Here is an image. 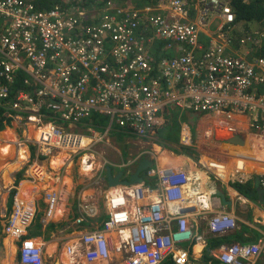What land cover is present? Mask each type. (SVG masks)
I'll use <instances>...</instances> for the list:
<instances>
[{
	"label": "built area",
	"instance_id": "built-area-1",
	"mask_svg": "<svg viewBox=\"0 0 264 264\" xmlns=\"http://www.w3.org/2000/svg\"><path fill=\"white\" fill-rule=\"evenodd\" d=\"M106 1V11L117 12L113 0ZM233 1L158 0L137 11L119 9L123 19L103 15L102 23L88 25L86 18L99 13L88 12L86 0H67L50 11L24 0H0V106L16 112L9 115L20 122L25 103L36 99V106L49 97L59 101L52 109L69 126L39 124L35 146L46 155L93 152L117 126L145 136L160 125L159 114L169 103L181 112L213 118L218 129L234 138L246 135L264 155V28L234 35ZM157 41L176 55L152 59ZM24 74L21 88L31 81L44 88L36 98L20 90L10 100L15 78ZM93 114L108 119L102 135L81 130ZM213 130L205 132L208 141ZM190 133L185 125L184 146H192ZM211 167L225 171L216 162ZM151 174L158 175L156 191L146 185L121 191L111 199L103 230L82 235L87 264H163L168 259L186 264L189 253L181 250L183 244H205L206 234L227 236L241 229L232 213L218 210L214 198L197 189L188 203L209 217L207 231L195 234L192 216L182 213L187 198L181 190L192 184L189 173L165 169ZM236 174L243 183L244 165L231 176ZM260 184L264 188V175ZM47 197L56 203L55 195ZM13 208L6 234L22 242L20 264H44L42 248L23 240L35 210L16 199ZM84 213L93 217L97 211ZM263 250L264 240H259L224 245L211 255L224 264H257ZM68 253L76 252L68 247ZM113 255L120 259L112 261Z\"/></svg>",
	"mask_w": 264,
	"mask_h": 264
},
{
	"label": "crops",
	"instance_id": "crops-1",
	"mask_svg": "<svg viewBox=\"0 0 264 264\" xmlns=\"http://www.w3.org/2000/svg\"><path fill=\"white\" fill-rule=\"evenodd\" d=\"M234 34L241 35L236 32ZM167 110L164 126L168 130H172L178 111L175 110L173 104L168 105ZM199 118L202 121L205 120V118L202 119V116L195 117L196 120ZM184 125L186 123H179V133ZM189 128L191 127L189 126ZM201 128H204L202 122ZM28 130L21 133L17 127L10 126L0 132L2 137H0V264H20L18 260L20 241L5 234L7 222L11 213L14 212L15 199L23 204L29 203V206L36 212L37 219L26 232L43 249L44 264H87L84 258L87 247L81 242L80 236L82 233L103 227L109 212V201L119 190V188L109 187L108 167L111 168L113 177L123 172V177L129 179L144 159L153 161L154 166L171 165L169 169L187 171L192 184L181 190L184 197H187L190 190H197L202 185L201 182H203L204 193H207L206 188L210 192L208 184L216 189V194L219 191L225 193L228 204H223L217 195L213 197V201L218 203L219 210L232 213L239 220L242 228L228 237L227 244L229 242L251 244L256 243L257 240H264V199L259 188V176L264 175V155L259 153L260 150L256 144H253V150L249 149L244 142L242 145H238L241 140L234 141V136L227 133L230 135L228 141L231 144L220 145L222 147L218 149L221 154H225L223 158L232 162L229 164L228 161H225L227 170L220 172L224 176L234 171L235 161L238 157H242L246 161L248 182L241 185L236 184L235 181L227 180L219 172L209 170L206 161H198L196 154L190 152V156L185 155L184 151L186 150L178 148V143L172 145V147H177L176 153L173 150L169 151L170 148L166 147L169 152L163 157H159V152L165 153L166 151L156 143L149 145V142L142 143L139 140L135 141L140 144L138 149L128 150L126 143L131 136L121 137L118 136L121 134L120 132L114 131L108 136L109 145L104 144L97 147L101 151L97 155L98 157L95 154H89L75 159L71 155L58 152L50 155L39 152L35 147L39 131L34 125ZM203 131L204 129L197 131L194 143L190 146L195 152L201 151L204 144L207 146L208 142L205 143V141L208 138ZM193 134L191 135L192 139ZM18 142L20 143L17 144ZM117 142L121 144L118 145ZM147 172L148 169L143 175ZM100 175L103 179L101 182L98 180ZM149 180V183L154 185V179ZM80 182L83 183L80 184ZM87 183L91 186H87ZM233 185H236V188ZM249 187L253 189V192L249 190ZM239 188H242V191ZM55 194L59 198V204L54 216L44 222L46 197ZM173 194L174 191L170 190L169 195ZM77 203L82 207V211H87L90 208L97 211L95 216L85 218V224L81 227L75 223V218H81V211L77 210ZM188 209V207H182L184 212H187ZM189 213L194 217L192 223L197 227L196 233H202L204 227L201 215L194 211L192 205ZM212 239L215 238L207 239L206 246L186 244L180 247L181 250L190 252L187 255L186 264H211V260H204V255L208 248L215 244ZM214 242L217 240L215 239ZM68 246H71L76 253L69 255ZM197 248H199V252L195 251ZM118 259L120 256H112V261L117 262ZM171 260L177 264L174 259ZM257 264H264V251Z\"/></svg>",
	"mask_w": 264,
	"mask_h": 264
},
{
	"label": "clouds",
	"instance_id": "clouds-1",
	"mask_svg": "<svg viewBox=\"0 0 264 264\" xmlns=\"http://www.w3.org/2000/svg\"><path fill=\"white\" fill-rule=\"evenodd\" d=\"M24 1H26V2H29V3H32L34 6H35V8L37 9V7H36V5L34 4V1H30V0H24ZM54 1V0H53ZM59 1H60V3H59ZM59 1H56L57 2V4H55L51 9H42V10H39V9H37V10H39V11H50V10H52L53 8H55L57 5H65V2L67 1V0H59ZM88 1H93V4H89L88 3ZM158 1V0H157ZM234 2V1H233ZM157 3V2H156ZM156 3H151V4H148V5H152V6H156L155 4ZM95 5H100V3L97 1V0H86V3H84V5L83 6H86V10L88 11V12H90L91 10H95L94 12H97V13H99V11H97L96 9H95ZM104 4L102 3V6H103ZM145 6H147V5H145ZM145 6L143 7V8H145ZM101 6H99V8H100ZM143 8H141V9H143ZM131 9V7H128V8H126V9H124L125 11L126 10H130ZM140 10V9H139ZM91 13V12H90ZM124 15V14H123ZM125 16V15H124ZM254 23H257V22H254ZM1 24H2V21L0 20V26H1ZM251 23H248V22H243V21H240V22H238L237 21V16H236V25H237V27H236V29L240 26V25H244V32H246V31H249L250 29H249V25H250ZM257 24H259L260 25V28H258L257 30H259V29H261L263 26H262V24H260V23H257ZM264 28V27H263ZM0 29H1V27H0ZM235 32H236V30H235ZM235 35V34H234ZM242 35V34H241ZM237 36H240V35H237ZM160 44H161V42H160ZM164 44V43H163ZM165 45V44H164ZM163 50L164 51H166V52H169V54H171L172 56H168L167 55V57H163V58H160L159 60H156V58H155V56H154V52H156V47L154 46L153 47V50H152V52H151V55H153L154 56V59L156 60V61H160V60H162V59H164V58H171V57H173V56H175L176 55V53H174L173 51L174 50H172V49H169V48H167V46L165 45V46H163ZM26 81V80H25ZM33 83H34V85H33ZM33 83H32V81L29 83V84H27L25 87H23V88H21V86L20 87H18V89L17 88H13V87H11V94H10V100H13L14 99V96H15V94L18 92V91H20V90H22V92H24V93H27V95H31V96H33L34 98H36V91H38V90H40V89H43L44 87H43V85L42 84H39V83H36L35 81H33ZM22 85V84H21ZM17 87V86H16ZM9 100V101H10ZM34 100V102L36 101V99H33ZM34 102H28V103H25L24 104V106H23V111L22 112H20L19 114L22 116V120L20 121V122H17V121H15V119H14V116H15V114H16V112H14V111H8L6 108H3V107H1L0 106V108L1 109H3V110H5L6 111V113H5V115L4 116H6L7 117V119H9L10 120V123H8V122H5V127H4V129L3 130H5L7 127H10V126H14V127H17L18 128V130H20V132L21 133H25L26 131H28V130H26L25 129V127H31L32 125H39V124H42L44 127H46V126H48V124H49V122H54V121H56V123L58 124L57 126H59V124H60V126H64V127H68L69 126V122H67V121H65L64 119H61L60 121H59V118H61V115H60V113H59V110L56 112V111H54L53 109H52V105L53 104H55V103H59V101H57L56 99H53V98H51V97H49L48 99H46V100H44L43 102H42V104H39V102L37 103V105L35 106L34 105ZM169 106L171 105L170 103L168 104ZM168 105H166V107H164L163 108V110L160 112V114H159V122H160V125L159 126H157L154 130H153V132L152 131H150V133L148 132L147 133V135H145V136H138V135H136V134H131V133H129V131L127 130V129H124V128H121V127H115L112 131H110L109 133H108V135H107V138H106V141L104 142V143H101V144H96L95 146H94V151L93 152H89V153H84V152H82V153H80V154H77V155H74V154H68V155H71L73 158H75V159H80L81 157H85V156H87V155H93V154H95L96 153V151H97V147L98 146H100V145H104V144H108V136H109V134L110 133H112V132H114V131H116V132H120V133H126V135H128L127 137H129V136H131V138H133V137H136V138H139V139H144V140H146V142H149V145H152V144H155V143H157L156 142V140L158 139V138H160V132L161 131H167L168 129L166 128V126H164V123H165V121H164V117H165V115L167 114V112H168V110H167V107H168ZM174 107H175V110H177V111H180V109H179V107H177L176 105H174ZM187 113H190V112H187ZM9 114H12V115H14V116H10ZM192 114V113H191ZM193 115H196V114H193ZM101 116V117H100ZM103 115H99V114H93V116L92 117H90V118H88V119H85V121L83 122L84 124H86V128H81V130H83L85 133H88L89 131V129H93L96 133H99V134H103L104 133V131H105V128H106V126H107V124H108V119L106 118V117H102ZM197 116H199V117H201L202 116V119L203 118H205V120L206 119H208L209 121H212L213 122V125H214V119L213 118H211V117H204L203 115H197ZM100 119H104L105 121H106V124H105V121H104V123H101V128H100V126L98 125V124H95V122H97V121H100ZM199 119H201V118H199ZM200 121H202V120H200ZM12 122H14L15 124H12ZM194 124V126H190L189 124H186L188 127L190 126V127H192V128H189L190 129V134L192 135L193 134V127H195V123H193ZM183 126V125H182ZM185 126V125H184ZM23 127V128H22ZM210 128H213V127H209V128H206V129H204V128H201V123L198 125V127L197 128H194V131H195V134H193V139H192V137H191V140H192V145H193V143H194V140H195V138H196V136H197V131H199V130H202V129H204V131L206 132L207 130H209ZM38 129V128H37ZM74 129H77V128H75L74 127ZM3 130H1L0 132H2ZM38 135H39V133H40V130L38 129ZM169 131H172V130H169ZM181 131H182V129H181ZM181 131H180V133H179V139H178V148H182V147H188L189 149H193V148H191L190 146L191 145H189V146H184L183 144H181ZM203 131V132H204ZM213 132H214V138L209 142V144L211 145L212 143H214V144H216V145H218V149H220L222 146H224V145H230L231 143L227 140V141H225L224 143H221V144H217V143H215L214 142V140H215V135H216V133H215V130H213ZM170 133H172V132H169L168 134H170ZM38 138V137H37ZM237 139H240L241 140V143H246L247 145H248V148L249 149H252L253 147H252V145L248 142V140H247V136L246 135H242L240 138H234V141L235 140H237ZM150 142H152V143H150ZM20 142H18L17 144H19ZM220 145H222L221 147H220ZM238 145H242V144H238ZM160 146V145H159ZM36 148H37V146H35ZM161 147V146H160ZM166 147H168V148H170V150L169 151H171V150H173L175 153H176V149H177V147H172L170 144H168ZM162 148V147H161ZM38 149V148H37ZM253 150V149H252ZM163 153V151H161V152H159L158 153V156L159 157H163L164 155L162 154ZM197 154V156H198V159H200V153H199V151L198 152H196ZM155 158H157V157H155ZM197 159V160H198ZM145 160V159H144ZM198 161H201V160H198ZM153 162V161H152ZM217 163V164H220V165H223L224 166V168H222V169H225V170H227V166H226V164H225V161H219V160H216V159H210L209 160V162H205L207 165H208V169L209 170H211V171H216L217 173L219 172H223V170H218V169H215V168H212L211 167V163ZM154 163V162H153ZM228 163L229 164H231L232 162L231 161H229L228 160ZM235 167H234V171H231L230 173H228L226 176H224L223 174H221V175H223L227 180H231V181H235V183L236 184H241V185H244V184H246L248 181H247V178H246V175H245V177H244V182L243 183H239L238 181H239V179H238V177H239V174L237 175L236 174V176L235 177H233V176H231V174L232 173H235V171H238V169H239V167H241L242 165H244V172L245 173H247L248 174V171L246 170V161L242 158V157H238L237 158V160L235 161ZM156 165V164H155ZM170 166L171 165H168V166H160V165H157V166H154V164H153V167H151V168H149L148 169V172H147V174H146V176L148 177V179H154V181H155V183H154V185L153 184H150L149 183V181H146L145 179H144V173L146 172V171H144L143 173H142V177H143V179H144V182L143 183H141V184H138V185H135V186H131V187H125V186H118V187H114L115 189H118L119 188V190H117V192L111 197V199L112 198H114L115 196H117V195H119L120 194V192L121 191H126L127 193L129 192L128 190H130V189H133L134 187H136V186H141V185H146V186H149V187H151V189H153L154 191H156V189H158V175L157 174H155V175H153V174H151L152 173V171H159V170H165V169H169L170 168ZM218 170V171H217ZM136 171V170H135ZM260 179H261V176H259V183H260ZM98 180L99 181H101V180H103L102 179V177H101V175L99 176V178H98ZM121 180H128V179H125V177H123ZM201 186L198 188L199 190H201L202 192H203V182H201ZM209 185V187H210V192H208V190H207V188H206V191H207V194H209L212 198L213 197H215L217 194H216V189L213 187V186H211L210 184H208ZM260 185V190H261V192H262V197H263V199H264V188L261 186V184H259ZM206 187V186H205ZM233 187L234 188H236V185H233ZM190 193H191V190L187 193V201H183L184 203V206H183V208H185V207H188L189 209H188V211L187 212H182L183 214H185V215H188V214H190L189 212H190V210H191V204H189L188 203V200H189V196H190ZM204 193V192H203ZM17 194H18V192H17ZM225 194V193H224ZM55 197H56V203L53 205L52 203H50L49 202V200H48V197H46V200H47V205H46V209H45V219H44V222H46L47 220H49V219H51L53 216H54V214H55V210H56V207L58 206V204H59V198L57 197V195L55 194ZM225 197H226V195H225ZM216 198H218V197H216ZM111 199H110V201H109V211H110V202H111ZM226 201H227V199H226ZM78 204L79 203H77V206H78ZM88 205H90V204H88ZM14 206V205H13ZM194 208V211L197 213V207H193ZM80 210L81 211V214H80V216H81V218H83L84 220H83V223L82 224H79L77 221H78V219H80V218H75V223H76V225H84L85 224V218L86 219H88L89 218V216H85V215H82V214H85L84 213V211H82L83 209H82V207L79 205L78 207H77V210ZM221 209V208H220ZM216 210V209H215ZM214 210V211H215ZM219 210V209H218ZM222 210V209H221ZM226 212V211H225ZM13 213V212H12ZM12 213H11V215H12ZM229 213V212H228ZM11 215H10V217H11ZM201 215V217H202V221H203V232H206L207 230H206V219L205 218H207V217H209V213H206V214H204V213H202V214H200ZM95 216V215H94ZM109 218V212H108V214L106 215V219H105V221L107 220ZM192 218H194L193 216L191 217V222L193 221L192 220ZM10 219V218H9ZM36 219H37V215H36V212H35V218L33 219V222L31 223V225H30V227L33 225V223L36 221ZM237 219V218H236ZM104 221V222H105ZM8 222H9V220H8ZM8 222H7V224H8ZM237 223L240 225V222H239V220H237ZM104 224V223H103ZM6 227H7V225H6ZM29 227V228H30ZM104 227V226H103ZM103 227L102 228H98L97 230H93V231H89V232H86V233H82L81 234V236H80V239L82 238V235H84V234H87V233H90V232H94V231H102L103 230ZM240 227H241V225H240ZM28 228V229H29ZM194 228L195 229H197V227L194 225ZM240 230H242V228L240 229ZM28 231V230H27ZM5 234H6V228H5ZM195 234H200V233H196V231H195ZM233 234V233H232ZM232 234H229V235H227V236H219V235H211V234H206V240H205V244H198V245H207V239L209 238V237H212V238H222V237H230V235H232ZM7 235V234H6ZM24 239H32V240H35V239H33V238H31L30 236H28V235H26V237H24L23 238V240ZM116 239H117V237H116ZM22 240V241H23ZM259 241V240H258ZM258 241L256 242V243H258ZM20 244H19V247L21 246V241L19 242ZM256 243H251L250 245H252V244H256ZM231 244H234V243H229V244H224V245H231ZM183 245H186V244H183ZM224 245H222V246H220V247H218V248H216V249H213V250H219L221 247H223ZM68 247H71V246H68ZM68 247H67V252H68ZM182 247V246H181ZM43 250V249H42ZM212 250V251H213ZM211 251V252H212ZM264 251V250H263ZM263 251H262V253L260 254V257L262 256V254H263ZM211 252H210V256L213 258V259H215L216 261H218L220 264H224V263H222V262H220L218 259H216V257H214V256H212L211 255ZM188 253H190L189 252V250H188ZM69 254V253H68ZM260 257H259V259H260ZM43 258H44V251H43ZM18 260H19V257H18ZM169 260V259H168ZM259 261V260H258ZM19 263H20V261H19Z\"/></svg>",
	"mask_w": 264,
	"mask_h": 264
},
{
	"label": "trees",
	"instance_id": "trees-1",
	"mask_svg": "<svg viewBox=\"0 0 264 264\" xmlns=\"http://www.w3.org/2000/svg\"><path fill=\"white\" fill-rule=\"evenodd\" d=\"M99 1L100 5H95V9L97 11H99V14L90 16V18H86L85 23L88 25H98L100 23H102L103 21V15L106 16H110V17H118L123 19L125 18L124 15H120L118 14L119 9L124 10L128 7H131L132 10L137 11L141 8H143L145 5L151 4V3H156L157 0H113L112 4H113V8H115L117 10L114 12L111 11H106V4H104L102 6V2L105 0H97ZM109 0H107L106 2H108ZM60 3V1H59ZM89 4H93V1H88ZM34 4L36 5L37 9L42 10V9H51L55 4H57L56 1L53 0H35ZM99 6H101L99 8ZM233 7H234V11L236 13L237 16V21H243V22H248V23H260L262 24V26L264 27V0H234L233 2ZM163 46H165L163 43L160 44L159 47H157L156 52H154V56L156 58V60H159L160 58L163 57H167V55L170 57L172 56L171 54H169V52L164 51ZM153 55H151V58H154ZM154 65H155V61H154ZM27 78V75H18V77L15 78V82H16V86L15 88L18 89V87L21 86V83L23 81H25ZM13 85H15V83H13ZM6 113L5 110L0 108V131L4 129L5 127V122L10 123V120L7 119L6 116H4ZM104 119H100V121L95 122V124H98L101 128V123H104ZM118 136L121 137H127L126 133H121ZM184 148L186 151H184L185 155L190 156V152L197 154L193 149H189L188 147H182ZM250 183V182H249ZM242 191V188H239ZM249 190L251 192H253V189L251 187H249ZM255 190V189H254ZM76 217H78V215L76 214ZM215 239L217 240V242H214ZM212 239L213 243V247H209L208 250L206 251V254L204 255V260L205 261H209L211 260V264H220L218 261H216L215 259H213L210 256V252L213 249H216L224 244H227L228 237H222V238H215ZM230 240L232 241V239L230 238ZM258 241V240H257ZM256 241V242H257ZM232 243V242H229ZM163 264H175L174 262H172L171 259L166 260Z\"/></svg>",
	"mask_w": 264,
	"mask_h": 264
},
{
	"label": "rangeland",
	"instance_id": "rangeland-1",
	"mask_svg": "<svg viewBox=\"0 0 264 264\" xmlns=\"http://www.w3.org/2000/svg\"><path fill=\"white\" fill-rule=\"evenodd\" d=\"M258 28H260V25L257 24V23H251L249 25V29L251 32H255ZM244 33V25H240L237 29H236V34H243ZM231 34V33H230ZM156 48L160 46V42L157 41L156 44L154 45ZM195 117H197L196 115H193L191 113H186V112H181V111H178V115L174 118V125H173V129L172 131H161L160 132V138H158L156 140V144L157 145H160L163 149H165V153H162L163 155H165L166 153H168L169 151H167L166 149V146L168 144H170L171 146L172 145H175L178 143V137H179V123L181 124H189L190 126H194L193 122L195 123V127H193V131H194V128H197L198 125L202 122L203 123V127L204 129L206 128H209V127H213L214 130H215V133H216V137H215V140L214 142L217 143V144H221V143H224L225 141L228 140V138L230 137L229 134L221 131L220 129H218L216 127V125L214 124L213 125V122L212 121H208V120H203V121H200L201 119H198L196 120ZM12 124H15L14 122H12ZM105 124H106V121H105ZM36 128H38L40 125H34ZM23 128V127H22ZM30 127H25L26 130H28ZM192 128V127H191ZM29 131V130H28ZM169 132H172L170 134H168ZM141 141L142 143H146V140L144 139H139V138H136V137H133V138H130L127 140V143H126V148L128 150H135V149H138L140 146V144H137L135 143V141ZM207 143V146L206 144H204L203 148L201 151H199L200 153V159L201 161H206V162H209V160L212 158V159H216V160H219V161H228V159L226 158H223L225 156V154H221L220 151L218 150V145L212 143L211 145L209 144L210 141L206 140L205 143ZM152 143V142H150ZM118 145H120L121 143L120 142H117ZM109 145V144H107ZM147 149H149V147H147ZM100 148L97 149L96 153H95V156L98 157L97 155H99L100 153ZM126 156V159H127V155L125 154ZM190 158V157H189ZM77 175V174H76ZM76 181L77 180V177H75ZM144 179L146 181H148V177L146 176V174L144 175ZM101 182V181H100ZM83 182H80V184H82ZM87 186H91L89 183L86 184ZM98 197V196H97ZM240 234V233H239ZM183 246V245H182Z\"/></svg>",
	"mask_w": 264,
	"mask_h": 264
},
{
	"label": "water",
	"instance_id": "water-1",
	"mask_svg": "<svg viewBox=\"0 0 264 264\" xmlns=\"http://www.w3.org/2000/svg\"><path fill=\"white\" fill-rule=\"evenodd\" d=\"M242 144V143H240ZM153 166V162L145 159L143 160L140 165L138 166V168L136 169V171L129 177L128 180H121L123 178V172L119 173L117 176L113 177L112 172H111V168L108 167V183H109V187H118V186H125V187H131V186H135L138 184H141L144 182L143 177L141 176L142 173L144 171H146L147 169L151 168ZM217 196L221 198V201L223 204H228V202L226 201V197L225 194L222 193L221 191L217 192Z\"/></svg>",
	"mask_w": 264,
	"mask_h": 264
},
{
	"label": "bare ground",
	"instance_id": "bare-ground-1",
	"mask_svg": "<svg viewBox=\"0 0 264 264\" xmlns=\"http://www.w3.org/2000/svg\"><path fill=\"white\" fill-rule=\"evenodd\" d=\"M5 135V134H4ZM1 137V136H0ZM2 138V137H1ZM4 140V139H3ZM2 144V143H1ZM5 147V146H4ZM8 149V148H7ZM44 154V153H43ZM55 166V165H54ZM39 172V171H38ZM37 172V173H38ZM19 195V194H18ZM82 225H80V227H81ZM82 233V232H81ZM199 248H197V250L195 249V251H198L199 252V250H198ZM201 250V249H200Z\"/></svg>",
	"mask_w": 264,
	"mask_h": 264
}]
</instances>
